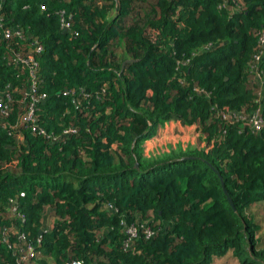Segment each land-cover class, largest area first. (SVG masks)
Returning <instances> with one entry per match:
<instances>
[{
	"label": "trees",
	"instance_id": "16d2710c",
	"mask_svg": "<svg viewBox=\"0 0 264 264\" xmlns=\"http://www.w3.org/2000/svg\"><path fill=\"white\" fill-rule=\"evenodd\" d=\"M0 17L23 31L0 37V97H12L0 111V264H212L229 251L264 264L250 212L264 202V125L247 120L260 107L264 121V0H0ZM14 52L36 63L46 135L21 119L33 75ZM170 120L196 126L198 144L145 158Z\"/></svg>",
	"mask_w": 264,
	"mask_h": 264
},
{
	"label": "built area",
	"instance_id": "2783aa9c",
	"mask_svg": "<svg viewBox=\"0 0 264 264\" xmlns=\"http://www.w3.org/2000/svg\"><path fill=\"white\" fill-rule=\"evenodd\" d=\"M41 8L43 10L46 9V7L44 5H41ZM61 26L66 31L71 29V22L66 18L64 12L61 13ZM18 36L22 38L23 37V31L18 27L6 26L4 23L3 17H0V37L4 38L6 40H9V39H12L13 37H18ZM259 41H260V46L264 47V33L260 36ZM31 46H33V48L36 52H41L43 50L42 44L37 39H34L32 41ZM263 56H264L263 50H260L255 55L256 63L254 65V71L256 73V77H257L258 81H263V79H264V72L261 69ZM13 58H14L15 62H17V63H24V64L30 65L31 73L33 75V82H32L30 89L27 93V95L31 99V102H30L29 107L22 114L21 119L24 123L31 125L32 131L35 134L46 135L48 132L38 124L36 113H35L36 112L35 111L36 105L39 102H41L42 100L47 98V95L45 93L35 95V93L37 91V86H38V81L35 79V75H34V67H35L36 63L35 62L31 63L32 58L25 57V56H23L22 53H19V52H14ZM1 93H2L1 94L2 96L0 97V111L4 114H7L5 102L7 100L11 101L12 97L10 96L11 94L7 91H2ZM261 96L263 97L262 92H261ZM261 110L262 109L259 107L250 117H247V120L249 121V123L251 124L253 129L256 131H260L262 126L264 125V121L260 115ZM63 132H64V134H68L71 132V129H65ZM51 138L56 139L57 136H51ZM20 195L24 196L25 193L21 192ZM9 204H10V207H11V210L13 211V213L25 221V215L22 212H20L19 198L18 197L10 198ZM126 232L130 238L129 241L133 240V238L136 237V235L138 233L137 228H129L126 230ZM145 232H146L147 236H151L154 233V231L149 229V228L145 229ZM19 233H21L20 234V240H22L23 242L26 243L27 240H26L25 234H23L22 232H19ZM129 246H130V243L128 242L127 247H129ZM18 251H19V258H21L25 261H29V259L31 257H33V255H34V248H33L32 244H30V243H26L25 247L24 246L19 247ZM31 263L37 264V263H35V261H33ZM78 263L83 264L80 261Z\"/></svg>",
	"mask_w": 264,
	"mask_h": 264
},
{
	"label": "rangeland",
	"instance_id": "374dc122",
	"mask_svg": "<svg viewBox=\"0 0 264 264\" xmlns=\"http://www.w3.org/2000/svg\"><path fill=\"white\" fill-rule=\"evenodd\" d=\"M262 87L264 88V84H262ZM162 127V125L160 126ZM159 127V128H160ZM163 129V128H161ZM158 132L157 134L160 133V135L158 136L159 140L152 146V148L148 149V147L145 145L143 146V151L144 154L146 151H149V155H144L145 158H152V157H156L158 155H162L165 153H171V152H179V151H187L191 148L196 147L197 143V139L199 137L198 133L196 134V132L194 130H192V132L190 133H183V132H179L174 128V132L173 134H179V138L176 139H172L170 138V134L164 132V130H161ZM156 134V135H157ZM188 134H192L193 136L190 137V135ZM155 137V136H154ZM204 144V143H203ZM202 146V145H201ZM260 210H262V208H260ZM258 217L261 219L262 218V223L264 226V214L262 213V211H260V214H258ZM264 231V228H263ZM236 258L234 256H230V259H228L227 261H225L224 264H235Z\"/></svg>",
	"mask_w": 264,
	"mask_h": 264
},
{
	"label": "crops",
	"instance_id": "0c3cea01",
	"mask_svg": "<svg viewBox=\"0 0 264 264\" xmlns=\"http://www.w3.org/2000/svg\"><path fill=\"white\" fill-rule=\"evenodd\" d=\"M261 82H262V84H264V80L261 81ZM261 92H262V94H263V96H264V88L262 87V85H261ZM161 128H163V129H161ZM174 128H175L177 131H179V132H183V133H186V134H187V133H190V132H192V130H194V131L196 132V134L198 133V135H199V137H200V132H199V130H198V128H197L196 126H185V125H183L180 121H176V120H170V121L165 122V123L162 125V127L159 128V132H160V129H161V130H164L163 133L166 132V133L170 134V135H171L170 138H172V139L179 138V134H175V135L173 134V132H174ZM159 135H160V133L157 134L155 137H153V138L147 140V141L143 144V146L146 145V146L148 147V149L152 148V146H153V145L159 140V138H158ZM188 135H190V137L193 136L192 134H188ZM199 137H198V139H199ZM198 139H197V142H198ZM203 145H204V144H202V147H203ZM143 153H144V152H143ZM144 155H149V151H146ZM260 208H262V210H260ZM260 211H262V213L264 214V202H258V203H255V204L251 207V209H250V212H251L253 215H255V217L257 218V220H258L259 222H261V224L263 225V223H262V218L260 219V218L258 217V214H260ZM48 215H50V212H49V214L46 213V216H45V222H44V223H45V224H44L45 229H50L51 226H52V224H53V221H54L53 218H52V219H51V218H47ZM263 228H264V226H262V228H261V230H260L261 235L264 234ZM230 256H234V254H233L232 251H229L225 256H222V257H215L214 260H213V263H212V264H224L225 261H227L228 259H230ZM234 257H235V256H234ZM235 258H236V257H235ZM234 262H235V264H240V262L238 261L237 258H236V260H235ZM48 263H49V264H53V263H52V260H50V259L48 260Z\"/></svg>",
	"mask_w": 264,
	"mask_h": 264
},
{
	"label": "water",
	"instance_id": "95a60500",
	"mask_svg": "<svg viewBox=\"0 0 264 264\" xmlns=\"http://www.w3.org/2000/svg\"><path fill=\"white\" fill-rule=\"evenodd\" d=\"M229 201H230L231 205L234 207V204H233V201H232L231 198H229ZM42 233H43V231L40 230L39 234L42 235ZM67 264H79V263H78V262H73V263H69V262H68Z\"/></svg>",
	"mask_w": 264,
	"mask_h": 264
}]
</instances>
